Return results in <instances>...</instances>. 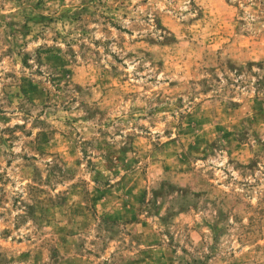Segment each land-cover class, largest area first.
Masks as SVG:
<instances>
[{
  "label": "rangeland",
  "instance_id": "1",
  "mask_svg": "<svg viewBox=\"0 0 264 264\" xmlns=\"http://www.w3.org/2000/svg\"><path fill=\"white\" fill-rule=\"evenodd\" d=\"M0 264H264V0H0Z\"/></svg>",
  "mask_w": 264,
  "mask_h": 264
}]
</instances>
